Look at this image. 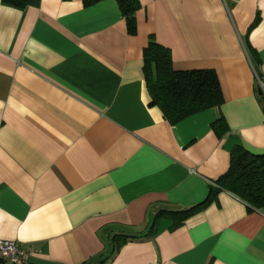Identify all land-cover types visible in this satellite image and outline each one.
Instances as JSON below:
<instances>
[{"label":"crops","instance_id":"0c3cea01","mask_svg":"<svg viewBox=\"0 0 264 264\" xmlns=\"http://www.w3.org/2000/svg\"><path fill=\"white\" fill-rule=\"evenodd\" d=\"M138 1L129 34L117 0H0V240L28 264H264V207L217 185L264 154V0ZM151 36L218 106L149 105Z\"/></svg>","mask_w":264,"mask_h":264},{"label":"trees","instance_id":"16d2710c","mask_svg":"<svg viewBox=\"0 0 264 264\" xmlns=\"http://www.w3.org/2000/svg\"><path fill=\"white\" fill-rule=\"evenodd\" d=\"M2 1L22 9L29 2L38 0ZM97 1L83 0V4L86 6ZM117 3L125 18L128 33L134 34L135 11L140 7L139 1L117 0ZM143 63L145 83L151 98L149 105L158 107L171 124L220 104L221 91L216 74L212 70H175L172 67L170 49L157 43L152 36L144 48ZM259 94L264 100V91L260 86ZM217 185L233 192L252 208L264 207V154L234 149L228 171L217 180ZM210 196L209 193L202 204L208 202ZM197 208L195 206L169 213L177 216L180 221Z\"/></svg>","mask_w":264,"mask_h":264},{"label":"built area","instance_id":"2783aa9c","mask_svg":"<svg viewBox=\"0 0 264 264\" xmlns=\"http://www.w3.org/2000/svg\"><path fill=\"white\" fill-rule=\"evenodd\" d=\"M259 86L264 91V87L260 82ZM32 252V247L20 248L15 241L0 240V260L7 264H28L29 255Z\"/></svg>","mask_w":264,"mask_h":264},{"label":"flooded vegetation","instance_id":"af4514ba","mask_svg":"<svg viewBox=\"0 0 264 264\" xmlns=\"http://www.w3.org/2000/svg\"><path fill=\"white\" fill-rule=\"evenodd\" d=\"M0 264H7L6 262H4V261H2V260H0Z\"/></svg>","mask_w":264,"mask_h":264}]
</instances>
